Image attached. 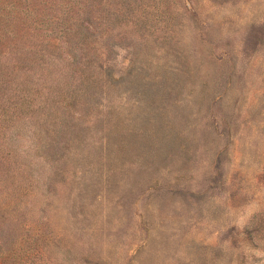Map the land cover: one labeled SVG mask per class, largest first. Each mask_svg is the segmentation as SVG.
Listing matches in <instances>:
<instances>
[{"label": "rangeland", "instance_id": "rangeland-1", "mask_svg": "<svg viewBox=\"0 0 264 264\" xmlns=\"http://www.w3.org/2000/svg\"><path fill=\"white\" fill-rule=\"evenodd\" d=\"M0 264H264V0H0Z\"/></svg>", "mask_w": 264, "mask_h": 264}]
</instances>
